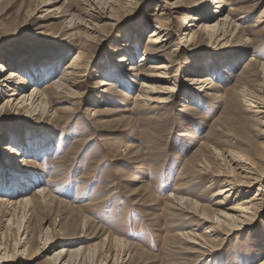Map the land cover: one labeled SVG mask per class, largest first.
I'll return each instance as SVG.
<instances>
[{
	"label": "rangeland",
	"instance_id": "1",
	"mask_svg": "<svg viewBox=\"0 0 264 264\" xmlns=\"http://www.w3.org/2000/svg\"><path fill=\"white\" fill-rule=\"evenodd\" d=\"M98 3L104 4L98 0H55L41 6V0H2L0 64L9 63L14 56L57 62L51 74L36 81L45 87L63 79L60 75L66 64L81 52L82 76L72 87L76 93L52 91L43 114L28 108L1 107L10 92L2 87L0 179L4 178L3 163L7 161L22 172L39 173L41 181L14 196L0 192L5 199V212H0V256L5 249L9 253L24 249L15 264H53L58 248L83 246L70 264L82 260L83 264H116L115 259L124 260V264L260 263L264 260V196L252 218L236 232L222 234L209 254L196 251L177 233L191 229L203 233L209 226L199 217L202 212L197 206L224 211L241 200L235 192L218 205L222 197L215 192L223 177L212 179L210 171L199 172L198 163L190 164L194 151L203 147L207 154L210 148H229L252 156L256 147L263 146L264 125L249 99L264 81V22H256L264 0H225L220 8L214 7L212 0H133L118 10L111 22L95 20L98 27L94 32L81 28L78 35L79 29L71 27V20H91V7ZM207 6L210 12L217 11L212 21L218 14L229 13L239 25L234 34L211 39L207 31H201L188 42L190 46L173 51L184 40V19L199 22L193 17ZM157 11L164 12L160 17L167 20L169 37L160 52L148 46ZM143 29L138 42L128 48L136 54L134 60L120 63V69L135 80L121 86L116 81V87L101 97L99 81L105 75L99 71L109 73L107 62L121 55L119 47L123 48L121 44L129 34ZM146 49L150 55L136 70L138 77L128 67L137 63ZM232 60L235 65L228 70L225 63ZM160 61L172 63L164 73L171 75L175 90L165 102L144 100L140 93L145 88L140 83L150 77L149 64ZM210 61L216 62V89L206 94L191 79L203 74L202 67ZM10 69L16 68L8 65L0 76H6ZM32 84L35 81L24 91ZM118 88L122 92H117ZM186 93L192 98H184ZM261 94L264 99V86ZM151 97L164 99L167 94ZM17 133L32 134L26 137L36 146L49 149L11 155L5 143L12 144ZM38 185L46 188L47 199L38 198L42 202L34 210L16 204L13 219L8 221L9 202L31 196ZM257 186L245 196L253 197ZM176 193L193 205L182 208L171 202ZM18 235L25 245H13Z\"/></svg>",
	"mask_w": 264,
	"mask_h": 264
},
{
	"label": "bare ground",
	"instance_id": "2",
	"mask_svg": "<svg viewBox=\"0 0 264 264\" xmlns=\"http://www.w3.org/2000/svg\"><path fill=\"white\" fill-rule=\"evenodd\" d=\"M54 1L55 0H41V6L49 5ZM100 1L104 2V4L101 5L98 3L99 5L97 4L93 8L91 7L92 12L89 15L90 18H92L91 20L89 19V21L85 23H81L79 21L74 23L71 19H69L71 20L70 25H73L71 27L75 26L74 28L79 29L77 32L78 35L81 34V28H85L84 32H94L95 28L98 27V25L94 23L95 20H104L107 22H111V20L114 19V15L116 14V12L121 8L123 9L125 6H129L133 0H127L129 3H127L126 1L121 3L120 0H98V2ZM222 2H225V0H212V3L215 5L214 7L217 8L222 7ZM2 7V0H0V10L2 9ZM199 11L200 12H198L197 17H193L194 19H200L199 22L190 23L189 21H186V18L184 19L186 27L188 25L189 27L193 26L196 29L191 28L190 30H188V27H185L183 31L184 40H180V45L174 48L173 51H176L177 48L182 49L186 46H190L188 42L190 41L192 43L197 38V36H199L201 31H207L211 39H226L228 36H232L234 34L235 29L239 26L235 22V20L231 16H229V13L224 14L218 10V12H220L221 14H218L216 19L212 21V16L214 15V11L217 12L216 10L210 12L207 6L206 8L201 7ZM163 13L164 12L157 11L156 14H154L156 15L154 20L156 21V24L154 25V29L149 33L148 37V46L153 47L156 52H160L165 49L169 40L168 31H166L165 28L167 27V20H161L160 17V15ZM165 19H167V17H165ZM203 19H205V22H203ZM256 22H264V9L261 11ZM143 31L144 29L142 31H134L133 33L128 35V39L121 44L123 48L119 47L121 55L115 57L113 56L107 62V66L110 69L109 73H103V69L99 71L103 74V76L105 75V77H102L99 81V91L101 92V97L105 96L104 92H109L111 89L116 87V81H118L121 86V84H125L126 81L128 82L130 80H135L130 78L128 73L123 72V70L120 69V63H123L124 61L128 60H134L136 54L131 51V48L130 50L128 48L130 46H134L136 42H138V39L144 33ZM74 34H76L75 31ZM148 50L149 49H146L145 52L139 56V61L137 63H131L129 65L128 68L132 70L131 73L133 75L139 77L140 74L137 73L138 71L136 70H138L139 66L144 65L145 61H147V57L148 55H150L148 53ZM125 53L127 54V56ZM80 61L81 52H78L73 56V58L68 62V64H66L65 69H63L62 75H60V78L63 77V79L58 80L57 82L54 81L55 83L52 82L49 84L48 82L45 87H42L40 83L36 81L40 82L42 78L51 74L57 68V62L49 64L48 62H44L43 58L39 61H36L32 58V56L30 58L29 56H14L10 59L9 63H1L0 71L6 69L8 65H13L16 68L8 70L6 76H0V92L2 93L3 91L2 87H6L10 90V92H8L7 94L8 98L6 102L2 103L1 107L6 105L19 109L28 108L32 112L41 111L42 114L47 112L46 106L47 104L50 105L49 99L51 95L50 93L52 91H62L66 89L72 93H76L72 91V87L77 86L79 84L80 81L78 78H80V75L82 76V73H80L82 72L80 70L82 69ZM235 62V60H232L228 63H225V67H227L229 70L235 65ZM215 63L213 61H210L209 65H207L206 67L203 66L205 68L200 66L202 67L203 74L195 75L191 79L196 83L200 84V86L197 87L199 88V90L202 91V93L205 92L206 94H211L210 92L216 89L215 81L213 78V75L216 73ZM194 66L197 67V64H195ZM113 67L116 68V71H113ZM171 67L172 63L168 61H160L153 63L151 62L149 64V69L151 72L147 76L150 77L144 80H150V82L157 83H155L154 85L152 83L146 84L144 80L141 81L140 84L145 88V92L140 93V95H143L144 100L152 99L151 101H155L158 103L169 100V98L172 96L171 93H173L175 89L173 86L174 84H172L173 82H171V75H169L168 72L164 73V70H168ZM20 71H22L23 73ZM261 71L264 72L263 68L261 69ZM25 72L30 77L25 78V76L27 75L24 74ZM101 73L99 74L101 75ZM106 76H109L111 78H107ZM16 77H18L19 79H16ZM34 81L35 84H32L28 91H24L26 85ZM203 82H206V84L204 85ZM260 86L261 87H258L252 93L251 98L249 99V104L252 107H255V112L258 115H261L259 118L261 120L262 125H264V120H262V118H264V99L263 95L261 94L264 86V81L260 83ZM117 92H122V90L118 88ZM158 93H165L167 94V97H165L164 99L156 97V99L158 100H155L151 97L152 94ZM185 96L186 97L184 98H192L189 93H186ZM139 97L140 96L137 95V98L141 99ZM31 135L32 134L29 133L24 135H20V133H17L16 136H14L15 138H13L14 141L11 139L12 144L5 143V147L6 149H8V153L16 156L18 154L21 155V153H24L26 151H31V153L33 154V152L41 153L43 150L46 151L47 149H49L48 146H36L35 143H33L28 137H26ZM17 137H21V139L17 140ZM8 139L10 140V138ZM262 144V147L259 146L254 149V154L252 156L245 154L243 151H238L229 148L220 151H216L215 149L210 148L208 153L205 154L204 152H202L203 147H199L197 150L194 151L193 154L195 155L192 158L190 157L191 159L189 163H198L197 166H200L198 169L199 172L201 171L202 173H204L205 171H210V175L213 177L212 179L217 176L223 177L221 178L222 184L215 192L217 196L222 197V199L217 202L219 206L225 203L224 200L229 196L233 195V193L235 192L237 195L236 198L241 199L238 203H236V205L228 207L224 211H219L215 209L209 210L208 208H205L203 206H197V208H200V211L202 212L199 217L203 219V221L209 222V226L206 227L203 233L191 231L192 229L189 231L187 230L181 233H177V236L179 238H182L186 243L190 245V247L195 248L196 251L198 250L204 255L209 254V252H213L215 248L214 243L220 240V236L222 234L226 235L236 232L244 223L248 221V219L252 218L251 216L252 214H254L257 206H262L261 199H263L264 196V140ZM28 159L30 158H26L27 161H30ZM33 160L34 159L31 158V161ZM212 163H214L213 166ZM3 170L4 173L1 176H4V178L0 179L1 193L8 192L12 196H14L20 192L27 191L32 184L41 181L39 173L22 172L15 165L8 163L7 161L3 163ZM137 179L138 178H136L135 180ZM6 180L9 182H7ZM256 184L258 185L256 194L253 197H246V193H248V191H250V189ZM40 186L41 185L37 186L38 189L34 190V193L31 196H19L18 198L20 199L16 198L9 202L10 207L12 206V208L9 210L10 216L7 219L8 221H11V219H13V206H15L16 204H20L22 207H28L29 209L34 210V208L42 202V200H38V198L47 199L48 195H46V188L41 186L40 189ZM3 198L4 197H0V212H5V202L3 201L5 199ZM170 200L176 205H180L182 208L187 207L188 204L193 205L190 199L184 198L178 195L177 193L174 194L173 198ZM190 211H194L195 213L193 214H196V210L189 209L188 212ZM19 231L20 230L18 229V232ZM23 231H25V226L22 232ZM21 239L22 238L20 235L16 236L13 239V245H17L18 247L25 245V241H21ZM5 247L6 246H4L3 248L5 249ZM82 249H84L83 246H78L74 248H58L53 253V256L55 257L53 264L72 263L71 259L76 258L78 255H80V253H82ZM23 252L24 249H21L20 252L15 251L9 253L5 249L2 253L3 255L0 256V264H15V262L13 261L17 258L20 259L19 257H21L20 255H22ZM115 260L116 261L113 262L116 264L125 263L124 260H121L120 262L118 259ZM83 263L84 260H82L80 264ZM257 264H264V260Z\"/></svg>",
	"mask_w": 264,
	"mask_h": 264
}]
</instances>
